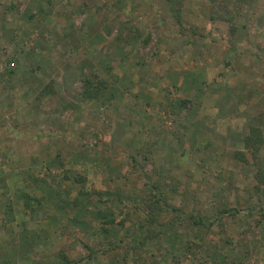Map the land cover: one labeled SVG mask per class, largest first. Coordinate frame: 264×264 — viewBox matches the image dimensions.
Wrapping results in <instances>:
<instances>
[{
  "label": "rangeland",
  "instance_id": "rangeland-1",
  "mask_svg": "<svg viewBox=\"0 0 264 264\" xmlns=\"http://www.w3.org/2000/svg\"><path fill=\"white\" fill-rule=\"evenodd\" d=\"M179 1L0 0V245L18 240L26 256L18 264H57L61 252L75 264H116L126 253L133 264L158 249L163 264H174L194 233L185 226L160 245L134 252L124 243L78 262L87 255L81 243L124 239L129 221L144 214L148 189L129 170L141 149L150 157L145 172L167 169L181 182L175 203L184 210L210 217L221 202L238 206L236 197L251 208L250 219L222 220L223 232L212 226L181 264H264V187L256 192L255 168L234 157L251 129L264 137V0L229 2L222 12L240 8L230 25L210 20L222 0ZM90 71L108 84L84 100L81 77ZM50 82L54 93L40 95ZM71 173L86 178V190L112 194L101 203L115 219L109 235L92 216L78 224L69 202L79 186L64 180ZM44 183L51 207L26 209L24 195L40 196L35 187Z\"/></svg>",
  "mask_w": 264,
  "mask_h": 264
},
{
  "label": "trees",
  "instance_id": "trees-1",
  "mask_svg": "<svg viewBox=\"0 0 264 264\" xmlns=\"http://www.w3.org/2000/svg\"><path fill=\"white\" fill-rule=\"evenodd\" d=\"M169 3L179 6V0H167ZM232 0H222L217 3L216 12H212L210 16L211 22L215 23L212 16L216 17V19H220L221 21L231 24L233 18L239 11V6H233V9L229 12H222L223 7L227 6L229 2ZM234 5V4H233ZM175 12V18L178 23L181 22V15L178 10ZM218 16V17H217ZM216 21V20H215ZM81 90L79 95L84 100H95L98 98L100 92L107 88V81L104 80L97 74V72L90 71L81 77ZM54 90L52 88V82L46 84L44 88L41 90L40 95L44 94H53ZM184 106H189V102H181ZM264 144V137L262 131L259 128H253L249 131L248 134L244 137L243 140V148L242 150L235 151L234 157L237 161L244 164H251L255 168V172L253 174V179L256 183V192H258L261 187H264V156L259 153L261 147ZM140 158L141 162H138L134 156L129 157V170L143 179V186L148 189L147 195L143 200V205L145 207V212L143 215H140L138 219L130 220V225L132 231H127L124 234V239L121 238L116 241H109L105 244H100V247H96L93 245H88L81 243L83 247L87 250V255L85 257H80L78 262L83 260H94L100 254H106L107 252L113 250H120L124 246V243H127L126 246H129L132 251L136 252V250H142L147 243H151L152 245H160L165 239L168 240V236L170 234H174L181 227L189 228L193 230V235L191 240L186 239L181 248L182 251L179 256L172 255L171 258L173 261H176L174 264H181L183 260L186 259L187 254L193 253L198 249L205 246L208 242L207 234L211 230L212 226L217 225L220 229V232H223L222 229V220L225 218L232 219L233 221L237 220L240 217V213L242 216L246 214V217L250 219L252 217L251 208L245 205L243 208L238 203V197H236V203L238 206H229L227 202H221L219 205L214 206V214L213 216L207 217L201 211L195 210L193 206L190 211L184 210L183 204H176L175 197L179 195L178 188L181 182H179L175 177L168 175L170 171L167 169L162 170V173H158L153 171V175L145 172L146 166L150 164L149 154L145 149L140 150ZM62 165V164H60ZM64 180H72L75 185L79 186L78 195L75 196L77 200H72L69 202L72 206V210L74 209L76 212H84L83 206L89 208V212L80 214L81 221L83 223L85 220L84 216L89 215L95 220L100 221V232L104 233L105 236L110 234V231L107 226H111L115 223V219L112 217L113 214L111 212H107V207L101 206V203L109 202L112 198V194L108 192H99L95 190L88 191L84 187V183L86 182V178L79 175L73 174L66 175L64 174ZM81 185V186H80ZM81 187V188H80ZM186 188V187H185ZM118 192V190H117ZM186 194V191L184 192ZM68 195V194H67ZM101 195H106L107 198L104 199ZM117 196L119 194H116ZM96 196L94 201H98L95 203L91 201L90 197ZM85 200V203L82 200ZM36 200H41L40 197H37L34 194H25L24 195V207L32 211V207L30 206V202ZM69 208V206H66ZM60 209V208H59ZM64 210V209H63ZM106 210V212H105ZM257 214L264 218V212L260 209ZM109 211V210H108ZM33 212V211H32ZM109 213V214H107ZM32 214V213H31ZM76 215V214H75ZM74 215V216H75ZM79 215V214H78ZM127 217L130 216L129 213H126ZM35 215H31L33 217ZM73 221H74V217ZM42 219H47V216L44 215ZM129 219V218H128ZM128 221V220H127ZM77 222V221H74ZM119 225L122 227L125 223L124 218L119 221ZM261 221L257 220L255 224L259 225ZM100 233V234H101ZM112 233L117 234L116 230H112ZM171 237V236H170ZM126 238H137V240L133 243H136L134 246L130 244L129 241L125 242ZM182 238V237H181ZM225 242L228 244V240L225 239ZM18 245H11V247H7L6 243L4 245H0V264H17L18 261ZM152 247V246H151ZM151 249V248H150ZM157 252L146 251L143 255H138L136 259H133V264H163V262L167 261V254L163 249L156 250ZM120 259L116 264H126L127 257L126 253L120 254ZM60 261L57 264H75L77 260L69 259L67 255L64 253H59ZM113 264L114 262L111 261Z\"/></svg>",
  "mask_w": 264,
  "mask_h": 264
},
{
  "label": "crops",
  "instance_id": "crops-1",
  "mask_svg": "<svg viewBox=\"0 0 264 264\" xmlns=\"http://www.w3.org/2000/svg\"><path fill=\"white\" fill-rule=\"evenodd\" d=\"M238 2V1H237ZM241 2H244V1H241ZM5 186V185H4ZM41 186V187H40ZM45 187V188H44ZM35 189L37 190V192L38 193H40L41 195L40 196H37V197H40V198H42L41 200H39V201H37L36 202V200H34V201H32V202H30V206L32 207V208H34V207H36L34 210L36 211L37 210V208L38 209H40L39 211H45V206L46 207H51V204H53V202H51L50 201V199H48L45 195H49V194H52L53 193V188H49L48 186H46L45 185V183H44V185L42 184V185H37L36 187H35ZM35 195V194H34ZM21 197H23V196H21ZM41 202V203H40ZM42 206V207H41ZM54 206L56 207V209L57 210H59V207H58V205H56V204H54ZM58 207V208H57ZM11 212V211H10ZM10 212H7L8 213V215L9 216H11V218H13L12 217V215H11V213ZM38 212V211H37ZM79 214H82L83 212H78ZM5 216H6V214H5ZM4 216V217H5ZM57 217V216H56ZM80 219H81V217H79ZM84 220L86 221L88 218H87V216H84ZM42 219V218H41ZM67 220H69V219H67ZM70 222V221H69ZM25 223V222H24ZM79 225H81L82 223H78ZM23 225V224H22ZM0 239H2V238H0ZM32 240H34V239H32ZM5 241V240H4ZM9 241H11V238H10V240ZM41 242H42V240H41ZM16 244H18V247H19V242H18V240H16ZM15 244V245H16ZM32 244H35V241H32L31 242V245ZM20 250L21 249H19L18 248V254H17V258H19V257H21V256H25L24 254L23 255H21L22 254V252H20ZM24 251H28V250H24ZM29 251H31V250H29ZM26 257V256H25ZM31 263L30 264H35V263H33L32 261H30ZM17 264H18V261H17Z\"/></svg>",
  "mask_w": 264,
  "mask_h": 264
}]
</instances>
